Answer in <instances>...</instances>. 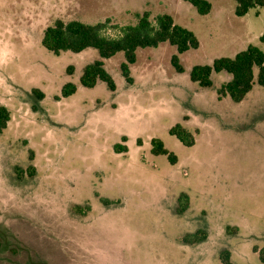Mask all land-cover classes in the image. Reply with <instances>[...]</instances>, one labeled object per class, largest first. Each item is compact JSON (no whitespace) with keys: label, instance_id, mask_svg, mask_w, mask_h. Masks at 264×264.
<instances>
[{"label":"rangeland","instance_id":"rangeland-1","mask_svg":"<svg viewBox=\"0 0 264 264\" xmlns=\"http://www.w3.org/2000/svg\"><path fill=\"white\" fill-rule=\"evenodd\" d=\"M210 2L199 14L187 0H0V104L11 112L0 133V264H221L222 249L235 264H264L253 250L264 246V86L254 77L234 102L217 93L226 72H213L209 87L188 77L193 65L249 44L264 50V9L238 16L235 0ZM143 11L169 14L199 46L138 48L130 84L119 68L122 51L104 59L115 94L102 80L91 88L78 82L95 48L54 54L41 44L56 18L123 25ZM66 82L77 90L56 99ZM33 88L44 93L37 110ZM175 123L191 131L193 145L168 132ZM154 137L176 163L151 152ZM115 143L127 151L115 152ZM181 192L190 203L176 214ZM197 229L205 240L182 243Z\"/></svg>","mask_w":264,"mask_h":264},{"label":"trees","instance_id":"trees-1","mask_svg":"<svg viewBox=\"0 0 264 264\" xmlns=\"http://www.w3.org/2000/svg\"><path fill=\"white\" fill-rule=\"evenodd\" d=\"M187 1L195 7L199 14H206L211 8L210 0ZM253 7L264 9V0H235L234 11L236 15L242 16ZM109 28L114 30L113 34L107 32ZM260 38L264 41V35ZM163 42L174 45L178 53L199 46V40L196 35L186 27L175 23L172 16L169 14H159L151 18L149 11L135 13V21L123 25L110 24L108 18L94 23H86L76 19L64 21L56 18L51 25L44 28L41 36V44L54 54H59L64 50L78 53L89 47L95 48L98 52V57L84 65L78 77V82L84 87L91 88L96 84L97 80H102L112 92L116 90V83L111 74L105 69L104 59L110 58L115 53L122 51L124 60L120 62L119 68L124 80L130 84L133 82L130 74V65L136 61L137 49L156 47ZM170 62L176 72H183V66L180 64L177 54L173 53L171 55ZM255 69L256 74H254ZM219 71L226 72L229 78L217 89L218 95H228L232 101L239 102L252 88L254 75L256 82L264 86V50L249 44L244 49L236 52L232 57L220 56L213 59L210 64L193 65L189 70L188 77L191 81L197 82L202 87H209L212 85V73ZM66 72L71 74L73 66L68 65ZM76 89L77 85L75 83L66 82L61 86L60 96H55V98L68 97L75 93ZM31 94L34 98L32 109L37 110L38 102L44 97V93L38 88H33ZM10 118L11 112L9 108L0 104V133L7 127ZM168 132L186 146H191L195 142V137L191 131L180 123L172 125L168 129ZM126 139L125 135L121 136L122 142H125ZM136 142L138 145L141 144L140 139H137ZM150 142L152 153L164 154L170 163H176V155L169 151L159 138H151ZM113 150L125 153L127 146L124 143H115ZM15 171L20 175L22 169L15 167ZM25 171L28 175H32L34 166L29 165ZM98 198L104 205L115 202L105 197L99 196ZM189 203L188 194L181 192L177 197L174 208L175 213L183 214L188 209ZM85 209L86 211L89 210V205H86ZM74 210L84 212L78 205L74 206ZM233 230L235 229L232 228ZM206 237L207 233L205 230L197 229L194 232L186 233L181 238V241L184 244L190 245L199 243L205 240ZM253 250L258 253L260 261L264 263V246L259 248L255 245L253 246ZM219 259L221 264H235L231 262L230 253L226 249L220 250Z\"/></svg>","mask_w":264,"mask_h":264},{"label":"crops","instance_id":"crops-1","mask_svg":"<svg viewBox=\"0 0 264 264\" xmlns=\"http://www.w3.org/2000/svg\"><path fill=\"white\" fill-rule=\"evenodd\" d=\"M134 64V63H133ZM132 65V64H131ZM131 65H130V72H131ZM254 74H256L255 73V70H254ZM254 77H255V75H254ZM78 86V85H77ZM78 88V87H77ZM77 90V89H76ZM117 92V86H116V90L113 92V94H115Z\"/></svg>","mask_w":264,"mask_h":264}]
</instances>
